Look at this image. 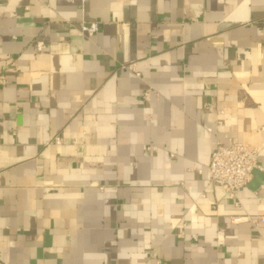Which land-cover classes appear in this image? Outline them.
<instances>
[{
	"label": "crops",
	"instance_id": "1",
	"mask_svg": "<svg viewBox=\"0 0 264 264\" xmlns=\"http://www.w3.org/2000/svg\"><path fill=\"white\" fill-rule=\"evenodd\" d=\"M231 140L264 166V0H0L6 264H264Z\"/></svg>",
	"mask_w": 264,
	"mask_h": 264
},
{
	"label": "built area",
	"instance_id": "2",
	"mask_svg": "<svg viewBox=\"0 0 264 264\" xmlns=\"http://www.w3.org/2000/svg\"><path fill=\"white\" fill-rule=\"evenodd\" d=\"M80 31L93 36L99 31V24L82 23ZM150 95L146 94L148 98ZM254 170L264 173V166L258 161L256 148L240 141L231 140L228 143L219 141L211 154L205 176L209 184L219 186L229 198L237 200L238 192L250 183ZM235 204L239 205L240 202L237 200ZM232 219L240 221L243 218L233 216ZM253 221L257 227L264 226V215L253 218ZM0 264L6 263L0 260ZM158 264L164 263L159 260Z\"/></svg>",
	"mask_w": 264,
	"mask_h": 264
},
{
	"label": "water",
	"instance_id": "3",
	"mask_svg": "<svg viewBox=\"0 0 264 264\" xmlns=\"http://www.w3.org/2000/svg\"><path fill=\"white\" fill-rule=\"evenodd\" d=\"M253 175L255 177V180L252 182L253 184L251 183V186L256 189L264 183V173L259 170H254Z\"/></svg>",
	"mask_w": 264,
	"mask_h": 264
}]
</instances>
